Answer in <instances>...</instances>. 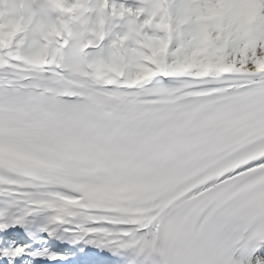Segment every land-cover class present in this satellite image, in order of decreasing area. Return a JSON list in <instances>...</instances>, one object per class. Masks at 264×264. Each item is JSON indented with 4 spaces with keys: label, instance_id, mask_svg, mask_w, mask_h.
Listing matches in <instances>:
<instances>
[{
    "label": "snow or ice",
    "instance_id": "obj_1",
    "mask_svg": "<svg viewBox=\"0 0 264 264\" xmlns=\"http://www.w3.org/2000/svg\"><path fill=\"white\" fill-rule=\"evenodd\" d=\"M0 264H264V0H0Z\"/></svg>",
    "mask_w": 264,
    "mask_h": 264
}]
</instances>
